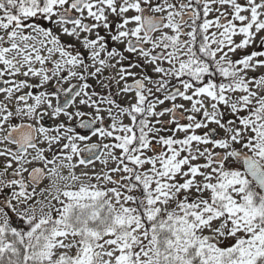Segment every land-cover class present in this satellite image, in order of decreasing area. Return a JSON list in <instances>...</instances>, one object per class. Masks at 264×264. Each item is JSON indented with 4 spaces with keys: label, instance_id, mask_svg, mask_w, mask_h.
I'll return each mask as SVG.
<instances>
[{
    "label": "snow or ice",
    "instance_id": "obj_1",
    "mask_svg": "<svg viewBox=\"0 0 264 264\" xmlns=\"http://www.w3.org/2000/svg\"><path fill=\"white\" fill-rule=\"evenodd\" d=\"M0 264H264V0H0Z\"/></svg>",
    "mask_w": 264,
    "mask_h": 264
}]
</instances>
